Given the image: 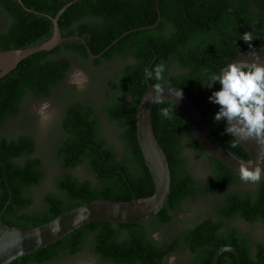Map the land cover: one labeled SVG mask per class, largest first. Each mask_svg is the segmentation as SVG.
Masks as SVG:
<instances>
[{
    "label": "trees",
    "instance_id": "trees-1",
    "mask_svg": "<svg viewBox=\"0 0 264 264\" xmlns=\"http://www.w3.org/2000/svg\"><path fill=\"white\" fill-rule=\"evenodd\" d=\"M24 4H22L21 2ZM73 0H0V52L41 45L54 33V18ZM154 29H141L155 25ZM65 37L79 36L87 41L94 55L102 53L116 39L135 30L112 46L101 59L93 60L81 40L63 43L51 52L37 53L0 79V215L8 226L34 227L47 223L66 211L97 200L129 202L146 199L155 185L137 137V110L147 89L150 70L152 85L169 83L185 91L199 106L216 138L238 158L249 161L250 155L225 132L224 121L216 122L219 106L209 102L205 90L210 77L218 74L239 54L254 45L264 44V0H81L60 19ZM244 33L251 42L242 39ZM264 54V49H260ZM91 61L96 67L118 56L131 57L117 78V95L107 106L109 119L116 123L131 156L117 159L115 150L100 135V119L91 106L75 102L67 107L63 130L66 139L57 154L66 171L59 183L66 194L45 196L43 210L33 216H18L32 197L27 190L41 185L44 172L41 160L34 158L35 140L28 135L8 138L3 126L22 112L27 96L44 100L52 96L73 69L69 56ZM168 67H177L169 75ZM157 69L161 71L157 73ZM167 69V70H166ZM220 85L213 87L219 90ZM170 110V118L161 109ZM156 136L165 150L171 171L172 191L166 208L154 219L137 224L93 222L84 225L64 239L16 260L13 264H49L63 255L76 256L90 249L101 264H167L179 247L192 254L191 264H212L221 246H234L243 264H264V243H252L248 236L228 221L240 217L248 223L264 222V178L255 194L231 193L218 209L217 218H207L185 231L170 244L160 245L154 239L157 230L168 225L182 203L195 198L200 189L187 171L182 156L184 140L198 154L212 163L213 179L203 189L220 193L241 180L239 173L209 156L193 138L176 107L165 100L154 103L151 111ZM23 159H26L22 162ZM88 165L96 174L98 185L79 181L70 171ZM219 264H237L232 253L224 254Z\"/></svg>",
    "mask_w": 264,
    "mask_h": 264
},
{
    "label": "rangeland",
    "instance_id": "rangeland-1",
    "mask_svg": "<svg viewBox=\"0 0 264 264\" xmlns=\"http://www.w3.org/2000/svg\"><path fill=\"white\" fill-rule=\"evenodd\" d=\"M5 18L0 13V25ZM73 69L68 79L59 88L53 91L52 96L44 100H35L29 96L23 103L22 112L18 117L12 118L3 126L1 134L8 138H18L22 135L31 136L36 143L34 158L41 160L44 178L41 185L27 190L26 194L34 199L31 210L41 212L45 204V196L49 193L66 198L60 189L59 183L65 178L66 171L57 154L59 145L66 139L63 130L64 114L70 104L80 102L91 106L100 119V135L112 147L117 159L127 160L132 166L127 143L116 123L112 122L106 112L107 106L117 95V78L124 66L132 63L131 57L118 56L102 66L96 67L91 61H84L72 55L69 56ZM168 69V70H167ZM169 75L180 73L177 67H168ZM84 74L82 85L73 81L77 73ZM211 81L206 82V85ZM205 90L208 96L212 95L213 88ZM48 105L45 116L40 115L42 106ZM182 156L187 159V171L190 172L200 189L195 198L185 200L181 208L173 214L172 221L160 227L154 234V239L162 244H170L185 231L195 227L207 218H217L219 206L224 203L231 193L255 194L263 178L258 183H246L242 180L233 184L220 193H207L203 189L213 179L212 163L207 155L196 153L190 146L188 139L184 140L181 147ZM70 173L79 181L90 180L94 186L98 185L97 176L88 165L76 167ZM228 224L239 228L241 233L248 236L252 243H264V222L248 223L240 217L228 221ZM192 254L183 247H179L166 261L167 264H191ZM49 264H101L100 259L90 249L76 256L63 255L58 260Z\"/></svg>",
    "mask_w": 264,
    "mask_h": 264
},
{
    "label": "water",
    "instance_id": "water-1",
    "mask_svg": "<svg viewBox=\"0 0 264 264\" xmlns=\"http://www.w3.org/2000/svg\"><path fill=\"white\" fill-rule=\"evenodd\" d=\"M79 1L81 0L71 1L59 11L56 17H51L54 24V33L47 42L38 46L0 52V79L13 72L20 63L31 56L41 52H51L63 43L72 40H81L86 45L93 60L101 59L112 46L137 30L125 33L102 53L94 55L85 39L79 36L65 37L60 27V19L63 14ZM160 20L161 18L155 25L141 29H154L159 25ZM261 48H264V44L254 45L239 54L231 63L242 62L245 65H250L253 62H258L264 64V56L258 55V50ZM150 70L151 67L146 75L147 89L137 110L136 128L140 149L154 181V194L146 199L134 197L129 202L93 201L66 211L57 218L34 227L8 226L3 222V215L9 201L0 215V264H13L22 257L64 239L86 224L93 222L111 224L143 223L156 218L166 208L172 191V171L167 154L156 136L152 122L151 111L157 101L165 100L172 103L181 115L191 135L203 150L227 168L239 173L241 164H248L249 161L252 162L249 165L252 168L257 164L264 168V145L258 143L254 138L241 140L239 137L233 136L251 157L249 161L238 158L216 138L197 103L177 86L169 83L152 85ZM180 92H183L182 98L176 97ZM226 253L234 254L237 258V264H243L241 253L234 246H221L214 255L212 264H219L220 258Z\"/></svg>",
    "mask_w": 264,
    "mask_h": 264
},
{
    "label": "clouds",
    "instance_id": "clouds-1",
    "mask_svg": "<svg viewBox=\"0 0 264 264\" xmlns=\"http://www.w3.org/2000/svg\"><path fill=\"white\" fill-rule=\"evenodd\" d=\"M242 39L251 42L252 36L244 33ZM251 47V44H250ZM161 70L157 69V73ZM73 82L82 85L84 74L77 73ZM208 88H213L217 82L219 90L213 91L209 102L219 106L215 113V121H224L225 132L229 136L239 137L241 140L254 138L264 145V64L253 62L245 65L242 62L229 63L218 74L210 77ZM183 92L176 97L182 98ZM48 105L42 106L40 115L45 116ZM161 115L170 118L168 108L161 109ZM248 164H241L239 177L246 183H258L264 178V168L259 164L254 168Z\"/></svg>",
    "mask_w": 264,
    "mask_h": 264
},
{
    "label": "flooded vegetation",
    "instance_id": "flooded-vegetation-1",
    "mask_svg": "<svg viewBox=\"0 0 264 264\" xmlns=\"http://www.w3.org/2000/svg\"><path fill=\"white\" fill-rule=\"evenodd\" d=\"M262 49H264V48H261V50ZM258 55L259 56H264V54H260V49L258 50ZM24 160H26V159H23L22 162ZM32 200H33L32 203L27 208L22 209V210H18V216H22V217L23 216H33V215L37 214V212H34V211L31 210L32 206L34 205V199L32 198ZM228 225L231 226V227L237 228V227H235L233 225H230V224H228ZM237 229L239 231H241L239 228H237Z\"/></svg>",
    "mask_w": 264,
    "mask_h": 264
}]
</instances>
